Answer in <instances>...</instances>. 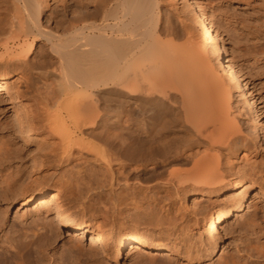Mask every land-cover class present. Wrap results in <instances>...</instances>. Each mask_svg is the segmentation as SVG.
I'll return each mask as SVG.
<instances>
[{
  "label": "bare ground",
  "instance_id": "bare-ground-1",
  "mask_svg": "<svg viewBox=\"0 0 264 264\" xmlns=\"http://www.w3.org/2000/svg\"><path fill=\"white\" fill-rule=\"evenodd\" d=\"M0 1V100L17 92L9 81L23 79L24 116L16 122L27 143L33 136L47 144L31 152L34 176L18 177L16 153L2 167L5 201L38 209L14 238L4 235L0 264H108L133 251L140 264L145 251L174 253L166 206L201 198L212 208L180 219L181 229L212 233L216 252L222 226L245 211L256 181L264 184L262 98L244 75L254 65L227 39L246 37L217 16L223 9L180 0L192 12L179 9L175 21L162 0ZM239 119L255 131L245 133ZM24 184L31 186L17 191ZM138 192L141 219L118 229L122 206ZM65 232L70 240L59 253ZM87 234L97 249H85ZM261 244L240 256L244 264H264Z\"/></svg>",
  "mask_w": 264,
  "mask_h": 264
},
{
  "label": "rangeland",
  "instance_id": "rangeland-1",
  "mask_svg": "<svg viewBox=\"0 0 264 264\" xmlns=\"http://www.w3.org/2000/svg\"><path fill=\"white\" fill-rule=\"evenodd\" d=\"M65 1H67L68 3L69 2L72 3V2H77L78 0H65ZM65 1L53 0V3L60 6L62 3H65ZM93 1L94 0H84V3L88 2V4H94ZM98 1L100 0H96V2ZM162 1L164 2L163 6L165 7L164 9H166L165 10L166 15L168 14L167 16H169L172 19H175V21L178 17L179 9L182 8L188 9L189 11L192 12L189 4L188 3L184 4L180 0H162ZM198 1L200 3L203 2V4L205 5L210 3L209 6L211 5V7L213 8L216 7L219 9L220 7V10L222 8L223 9L221 11L222 13L217 12L216 13L217 16L218 17L222 16L228 19L231 23L233 22L232 26L234 27L235 25L236 27L234 29L236 30L239 29L238 30L239 33H241L246 37L244 39L237 40L232 35H229L227 39L229 40L228 43L231 47L241 48L245 51L247 56H245V59L243 58V62L249 61L251 62V64L254 65V67L251 68V71L248 72L247 70H245L244 75H245V79L247 80V82H249V84H256L257 91L262 98V106L264 107V0H198ZM237 4L238 5L240 4V6L242 7L244 4H246L242 9H239V12L244 14L245 17L249 16L248 18L246 17V19H244L245 17L243 18V16L240 15V13L233 14V11H231L227 7V5L238 6ZM240 16L243 19H241ZM192 20L193 19L191 17L187 24L192 23L193 25L194 21ZM238 21L242 23L240 24L238 23ZM246 21H248L247 24ZM246 35H248V37ZM245 39L246 40L248 39L249 42H247ZM255 55L257 56V58ZM8 83L12 84V86L13 85L16 86L17 92L14 91L13 95L10 96L4 94L0 100L1 101L0 102V247H4V239H5L4 235H7L9 238L10 237L14 238L13 236L17 234L16 232L18 229L22 228V226L25 227L31 224L33 217H35L36 215L35 212L38 209L37 204H35L33 206H30L29 208H24L23 210H21L20 201H15L12 204L5 201L6 190H5V184L3 183L2 180V174L4 173V172L2 173V167L6 165L9 156L13 155L12 153L14 154L16 153L18 159L13 160V162H19L21 159L20 161L21 165H19L21 167L20 170L18 171V177L22 178V177L34 176L35 174L38 173V170L32 169L33 165L30 159L32 157L31 152L34 150V153H40L42 149L39 150L38 145L39 147L43 146L42 147L43 149L47 145L46 143H43L40 139H37L36 137L33 136L31 137V142L33 144L27 143L23 139L24 136L22 135V130H20L16 122V118L18 117L23 118L24 116L23 110L25 108V100H24L25 97L22 95V93L24 94L25 91V82L23 79L19 77H15ZM239 120L242 123L244 131H246L245 133L250 135L255 131L254 130L255 126L252 125L251 123H248L246 119H242V120L239 119ZM255 121L259 123V120H257L256 118ZM256 129L259 135V140L257 144H259L260 149H258V151L260 150L259 152H261V154H264V127L262 128L258 125ZM15 143H16V150L14 147ZM250 180L251 179L248 178L245 184L251 182ZM26 186H31V185H25V184L23 186L19 185L17 187V191H20L22 188ZM33 186L37 187L35 184ZM48 189L53 190V188L51 187ZM138 193L141 195L140 196L139 194H137L136 198L138 200L134 198L129 202H126L125 204L126 205L128 204V206H125L124 204L123 206H125L124 207L125 209L122 206L123 212L122 214L119 215L120 224L118 225V229L119 228L124 229L129 227L131 228L133 225L131 223H136V221L141 219L139 217L141 213L143 214V210H141L142 206L137 207L136 204H138V201L139 203H141V199L144 198L143 197L144 195L141 192ZM250 196H251V202L249 203L245 211L239 215H235L234 218L229 219L222 226L223 243L221 244V246H219L216 252H214L213 248H211L212 247L211 240L213 238L212 236H214L212 233L211 234L204 233L203 237L200 238L199 232L194 231L186 234V232H183L184 230L181 229L182 222L186 224L187 222H192L195 219L194 214L197 210H202V207L204 208V206L205 208L206 207H209V209L212 208V206H209L210 204H208L207 206L206 199L201 198L202 200L200 199L199 201L194 199H188L187 201H185L184 205L166 206L167 208L171 207V209L174 211V212L172 211V214L170 215L169 218L170 221L173 220L172 221L173 223L174 222L177 223L176 226L179 228L178 229L176 226H174L175 223L172 224V222H170V225L171 224L173 225L171 229L173 227L175 228V229L173 228L171 232H173L174 237L176 239L175 241H177L176 243L178 244V245L176 244L175 246V251H174L175 254L170 252L169 253L154 252L155 254L153 253L154 255L153 254L151 255V253L145 251L144 253L146 255L147 261L145 260L146 261L145 263V261L143 260V262L141 263L166 264L167 261L169 260L167 264H172V263L173 264H223L225 261H228V259L229 260L232 259L233 261L235 260V262L238 264L239 262L240 263L242 262L241 264H244L246 260L240 258L241 257L244 258V256L248 257V255L251 254L253 255L254 253H257V250L262 249L261 242L262 243L264 242V184L261 181L259 180L256 181ZM193 200L197 203L196 206L193 205L194 202ZM144 205L143 207L146 208L147 205L145 206ZM178 207L180 210L178 209ZM177 209H178V213H177ZM179 211H181V213H179ZM136 214L137 216L136 218H134ZM46 215H50V214H45V217ZM172 216L174 219H171ZM130 217L133 218V220ZM185 217L187 220L185 219ZM53 218L54 217L51 215L49 216L48 219L52 220ZM180 219L182 220V222ZM122 223L123 225H121ZM168 225L169 223L165 227L167 228ZM146 229L148 230H145L144 227L139 228L141 232H145V231H149L150 227L146 226ZM155 233L158 234V232ZM69 240L70 237H68L67 232H65V234L63 233V239L58 243V248L60 247L59 253L61 252V250L63 251V249L64 251L67 250L68 243L65 242H68ZM82 243L85 249H90V250L92 248L97 249V245L95 244L94 241L91 240V236H89V234H87L82 238ZM62 246H64V248ZM146 252L149 254H147ZM186 253H188L189 255ZM58 255L59 254H57V256ZM184 255L187 257L189 256V259H192V261L186 258ZM153 256H156L155 257L156 262L153 261L154 263L153 262L148 263L150 262V258H152ZM135 259H136V255L135 252L133 251L130 254L126 253L116 262L110 261L107 263L108 264H139L135 262ZM170 259H172L173 262H171ZM89 263H91V260H89V262L87 261L85 264H89ZM82 264H84V262Z\"/></svg>",
  "mask_w": 264,
  "mask_h": 264
}]
</instances>
